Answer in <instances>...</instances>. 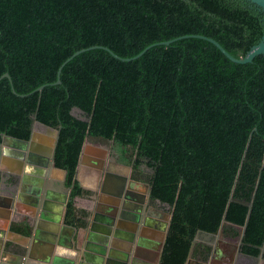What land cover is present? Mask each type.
<instances>
[{
    "label": "trees",
    "instance_id": "16d2710c",
    "mask_svg": "<svg viewBox=\"0 0 264 264\" xmlns=\"http://www.w3.org/2000/svg\"><path fill=\"white\" fill-rule=\"evenodd\" d=\"M188 36L246 58L264 40V9L248 0H0V146L4 135L29 140L34 126L60 130L55 165L71 190L67 222L79 228L91 194L76 179L83 147L109 146L173 214L160 264L208 259L201 232L224 229L239 242L245 227L242 253L259 258L264 56L236 64L208 41L178 40ZM94 47L144 54L74 58Z\"/></svg>",
    "mask_w": 264,
    "mask_h": 264
},
{
    "label": "crops",
    "instance_id": "0c3cea01",
    "mask_svg": "<svg viewBox=\"0 0 264 264\" xmlns=\"http://www.w3.org/2000/svg\"><path fill=\"white\" fill-rule=\"evenodd\" d=\"M36 129L29 144L9 137L0 152V264H160L169 212L148 198L149 183L134 178L109 146L87 142L76 179L91 193L79 205L88 224L73 226L67 174L50 163L56 134ZM226 241L197 240L211 254H192L187 264H247L251 256Z\"/></svg>",
    "mask_w": 264,
    "mask_h": 264
},
{
    "label": "water",
    "instance_id": "95a60500",
    "mask_svg": "<svg viewBox=\"0 0 264 264\" xmlns=\"http://www.w3.org/2000/svg\"><path fill=\"white\" fill-rule=\"evenodd\" d=\"M249 2H251V3H253V4H255V5H257L258 7H260V8H262V9H264V0H248ZM190 38H195V39H201V40H205V41H208V42H210V43H212L213 45H215L216 47H218L222 52H223V54L229 59V60H231L232 62H234V63H236V64H240V65H246V64H252V63H254V61L258 58V57H261V56H264V40L261 42V44H259L258 46H256L255 48H253V50L248 54V56L246 57V58H242V59H237V58H235L232 54H230L219 42H217L216 40H214V39H211V38H208V37H205V36H188V37H183V38H181V39H178V40H184V39H190ZM178 40H175V41H171V42H168V43H164V44H162V45H166V46H168V45H170V44H172V43H174V42H176V41H178ZM152 48V47H151ZM96 49H103V50H106V51H108L109 53H111L112 54V56L114 57V58H116L117 60H120V61H123V62H132V61H134V60H137L138 58H140L141 56H143V54H141V55H139L138 57H136V58H134V59H122V58H120L119 56H117L116 54H114L113 52H111L109 49H106V48H102V47H94V48H91V49H88V50H84V51H81V52H79V53H77L75 56H74V58L75 57H77V56H79L80 54H82V53H85V52H87V51H90V50H96ZM6 77L7 78H10L9 77V75H6ZM58 84H60V81L58 82ZM41 90H43V88L42 89H40V91ZM37 127H33V130H32V134H31V137H30V139L29 140H27V141H25V140H21V139H17V138H13V139H15L16 141H18L19 143L21 142V143H23V144H29V142L36 136V134L38 133V130L36 129ZM47 128H50V127H47ZM54 130V132H55V134H56V139L54 140V150H53V155H52V160H50L51 162L50 163H52V165H55V155H56V149H57V145H58V141H59V138H60V130H56V129H53ZM10 136H7V135H4L3 136V142H2V144H1V146H0V152H2V150H3V145H5L6 144V140H7V138H9ZM85 145H86V143H85ZM1 155V154H0ZM83 155H82V157H81V159H80V163H79V166H78V170H77V172H78V180H79V173H80V171H81V168H82V166H83V163H84V161H83ZM49 163V164H50ZM56 166V165H55ZM59 169V168H58ZM127 169H130L129 167H127ZM61 171L62 172H64V173H66V171L65 170H63V169H61ZM146 187H147V189L149 190V193H148V198H150L151 199V186L149 185V184H147L146 185ZM122 191V190H121ZM125 207L126 208H128L129 206H128V204L127 203H125ZM135 208H137V207H135ZM140 208V206L138 207V209ZM172 220H173V214H168V222H167V225H166V229H165V232H166V235H165V239H166V241H167V239H168V234H169V230H170V227H171V224H172ZM246 228L247 227H245L244 228V232H243V234H242V236H241V239H240V241L239 242H237V250H242L241 248H242V245H243V242H244V235H245V232H246ZM201 233H205L206 234V232H201ZM200 233V234H201ZM199 234V235H200ZM207 234H209V233H207ZM210 235H214V234H210ZM218 236H219V239H221V240H224L225 242H227L226 241V239H225V232H224V229H221V231H220V233L219 234H217ZM199 237V236H198ZM198 239V238H197ZM165 241V242H166ZM214 255H216V253L214 254ZM261 260H264V249H263V253H262V255L259 257Z\"/></svg>",
    "mask_w": 264,
    "mask_h": 264
},
{
    "label": "rangeland",
    "instance_id": "374dc122",
    "mask_svg": "<svg viewBox=\"0 0 264 264\" xmlns=\"http://www.w3.org/2000/svg\"><path fill=\"white\" fill-rule=\"evenodd\" d=\"M75 114L76 115H80V113L79 112H75ZM111 149V148H110ZM133 174V173H132ZM157 203V202H156ZM158 204V203H157ZM165 209H167V208H165ZM167 211L169 212V210L167 209ZM170 213V212H169ZM171 214V213H170ZM219 239V236L218 235H208V234H205V233H201L200 235H199V237H198V241H200V242H203L204 243V241L206 242V241H208V242H211V243H215V242H217V240ZM247 264H264V262L263 261H261V259L260 258H254V257H248V260H247Z\"/></svg>",
    "mask_w": 264,
    "mask_h": 264
},
{
    "label": "flooded vegetation",
    "instance_id": "af4514ba",
    "mask_svg": "<svg viewBox=\"0 0 264 264\" xmlns=\"http://www.w3.org/2000/svg\"><path fill=\"white\" fill-rule=\"evenodd\" d=\"M152 201V200H151ZM164 208V207H163ZM165 209V208H164ZM165 210H167V209H165ZM211 258H212V256H211Z\"/></svg>",
    "mask_w": 264,
    "mask_h": 264
}]
</instances>
